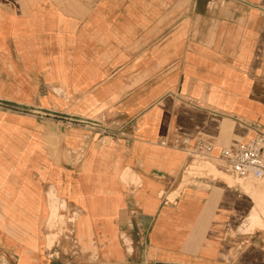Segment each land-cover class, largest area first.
<instances>
[{"label": "crops", "instance_id": "0c3cea01", "mask_svg": "<svg viewBox=\"0 0 264 264\" xmlns=\"http://www.w3.org/2000/svg\"><path fill=\"white\" fill-rule=\"evenodd\" d=\"M101 114L135 129L70 121ZM258 130L264 0H0V264H264L251 182L184 179L159 142L219 155ZM51 189L77 212L69 258L64 237L48 254Z\"/></svg>", "mask_w": 264, "mask_h": 264}, {"label": "built area", "instance_id": "2783aa9c", "mask_svg": "<svg viewBox=\"0 0 264 264\" xmlns=\"http://www.w3.org/2000/svg\"><path fill=\"white\" fill-rule=\"evenodd\" d=\"M212 4L215 1L211 2ZM71 122L81 123L86 128L98 131L103 137H128L134 131L133 119L122 120L120 117L111 118L101 114L93 119L75 117ZM161 145L175 149H181L192 162L196 159L218 161L222 170L232 174L236 178L264 177V131L258 130L256 135L247 142L234 147H223L219 155L213 153V141L202 135L196 137L186 135H171L160 141ZM189 164H187L188 166ZM73 247L77 249L78 241L71 231ZM59 253V251L57 252Z\"/></svg>", "mask_w": 264, "mask_h": 264}, {"label": "rangeland", "instance_id": "374dc122", "mask_svg": "<svg viewBox=\"0 0 264 264\" xmlns=\"http://www.w3.org/2000/svg\"><path fill=\"white\" fill-rule=\"evenodd\" d=\"M215 171H219L218 174ZM185 176H209L215 179L218 178H227L233 182V185H238L242 181H250L251 183H247L251 185V187L256 191L253 200H255L256 206L254 210H257L259 216L262 218L255 220V226H250L248 228L242 229L240 231H253L256 228L264 227L263 226V216H264V177L257 179L254 177L248 178H236L230 173L222 170L218 161L214 160H203V159H196L189 163L188 166L185 167V173H183V178L188 179ZM232 184V183H231ZM179 187L183 186V183L178 184ZM163 190H161L160 194H163ZM178 191H175L171 194L170 197L177 194ZM48 220L46 224V240H47V247L50 249L48 254L50 257L60 256L61 253H57L56 244L59 242L62 237L66 239V243L62 242V256L68 257L73 254L72 251V241H71V231H72V220H75L77 212L75 211L72 214L73 209L70 206L67 207V203L65 199H61L55 189H51L48 193ZM247 220H244L245 223ZM21 240V242H33L34 238H26V237H17ZM1 256V255H0Z\"/></svg>", "mask_w": 264, "mask_h": 264}]
</instances>
